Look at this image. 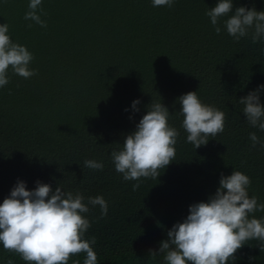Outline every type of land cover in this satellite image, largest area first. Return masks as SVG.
Returning a JSON list of instances; mask_svg holds the SVG:
<instances>
[{
    "label": "trees",
    "instance_id": "16d2710c",
    "mask_svg": "<svg viewBox=\"0 0 264 264\" xmlns=\"http://www.w3.org/2000/svg\"><path fill=\"white\" fill-rule=\"evenodd\" d=\"M217 3L175 0L169 8L153 7L152 0H42V28L24 19L29 0H0V24L33 54L29 67L37 71L25 79L9 69V83L0 87V204L18 180L28 190L40 181L80 192L85 203L102 196L106 217L99 206L83 214L91 223L85 239L96 238L97 264H165L149 250H159L190 205L215 194L221 174H246L249 197L264 204V147H252L249 138L255 132L264 143V131L247 123L239 103L264 85V42L235 41L223 20L217 35L205 15ZM241 6L264 11V0H233V10ZM190 91L225 113L224 131L199 148L187 142L179 115L178 98ZM152 102L168 108V124L179 132L175 158L157 179L126 181L111 152L122 148ZM89 159L103 170L85 167ZM251 216L264 219V212ZM259 243L247 241L228 264H264ZM9 261L28 264L0 244V264Z\"/></svg>",
    "mask_w": 264,
    "mask_h": 264
},
{
    "label": "clouds",
    "instance_id": "9594fccd",
    "mask_svg": "<svg viewBox=\"0 0 264 264\" xmlns=\"http://www.w3.org/2000/svg\"><path fill=\"white\" fill-rule=\"evenodd\" d=\"M174 3L175 0H152L153 7L171 8ZM46 15L42 0H29L24 14L26 21L46 28L47 22L41 19ZM205 15L217 35L222 31L220 21L223 20L224 29L235 41L250 36L254 44L264 42V11L243 6L233 10V0H218ZM27 26L31 28L33 24ZM8 32L9 25L0 24V87L9 83V69L25 79L37 74L29 67L33 54L26 46L13 42ZM262 90L264 85L239 99L244 105L247 123L260 131H264ZM178 103L182 128L187 133V142L194 148L206 145L210 136L224 131L225 113L203 104L197 92L181 95ZM139 104V100H134L132 109L139 111ZM169 117V110L162 102H152L136 130L124 139L122 148L111 152L115 170L124 180L157 179L159 170L174 160L179 132L169 126ZM249 138L252 147L257 144L264 147L255 132L249 133ZM84 166L101 171L104 168L102 162L91 159L85 160ZM250 184V178L240 171L234 170L228 176L221 174L215 194L207 202L190 205L186 219L175 223L159 250L150 249L149 256L163 255L165 264H228L236 259L237 250L253 239L260 242L258 246L264 251V219L250 218V214L264 212V204H258L255 196L249 197ZM138 188V183L133 184V191ZM84 201L80 192H65L59 186L53 190L51 185L40 181H36L35 189L28 190L26 183L18 180L0 204V244L28 264H68L71 257L81 253L86 254L83 264H97L92 247L96 238L85 239L91 223L83 214L90 211L89 205L99 206L102 219L107 216L108 204L102 196L88 197L87 203Z\"/></svg>",
    "mask_w": 264,
    "mask_h": 264
}]
</instances>
